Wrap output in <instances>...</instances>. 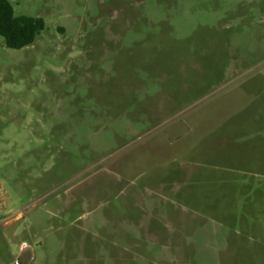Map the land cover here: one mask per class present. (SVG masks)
I'll use <instances>...</instances> for the list:
<instances>
[{"label":"rangeland","instance_id":"rangeland-1","mask_svg":"<svg viewBox=\"0 0 264 264\" xmlns=\"http://www.w3.org/2000/svg\"><path fill=\"white\" fill-rule=\"evenodd\" d=\"M0 264H264V0H9Z\"/></svg>","mask_w":264,"mask_h":264},{"label":"trees","instance_id":"trees-1","mask_svg":"<svg viewBox=\"0 0 264 264\" xmlns=\"http://www.w3.org/2000/svg\"><path fill=\"white\" fill-rule=\"evenodd\" d=\"M45 26L42 17L16 15L9 0H0V37L8 48L21 49L31 45Z\"/></svg>","mask_w":264,"mask_h":264}]
</instances>
